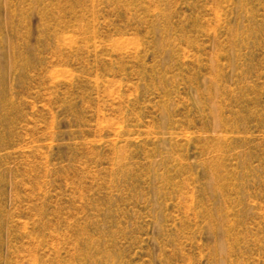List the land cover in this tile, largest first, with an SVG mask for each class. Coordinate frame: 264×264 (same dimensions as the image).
<instances>
[{"label": "rangeland", "instance_id": "obj_1", "mask_svg": "<svg viewBox=\"0 0 264 264\" xmlns=\"http://www.w3.org/2000/svg\"><path fill=\"white\" fill-rule=\"evenodd\" d=\"M0 264H264V0H0Z\"/></svg>", "mask_w": 264, "mask_h": 264}]
</instances>
